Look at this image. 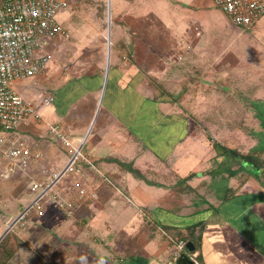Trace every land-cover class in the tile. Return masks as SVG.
<instances>
[{"label":"rangeland","instance_id":"1","mask_svg":"<svg viewBox=\"0 0 264 264\" xmlns=\"http://www.w3.org/2000/svg\"><path fill=\"white\" fill-rule=\"evenodd\" d=\"M67 2V6L58 12L57 19L68 30V37L49 39L44 51L49 54L50 61L43 71L13 85L23 98L33 102L40 110L41 116L58 123L70 122L75 131L80 129L79 133L84 139L82 148L84 154L93 157L116 155V148L120 151L121 148L123 150L125 148L122 145L108 146L107 140L104 139L105 133L99 138L105 117L104 107H101L98 117L92 123L99 93L92 95L87 90L82 92L80 87L70 93L65 101L60 98L62 95L58 96L59 88L66 85L69 80H78L81 76L105 75L108 41L109 58L111 56L108 69L118 68V72L121 73V75L118 73L119 76H132L137 70L143 71L146 76L143 89L146 92L153 90V94L159 97L162 91L169 93V96H165L170 99V104L167 106H180L182 111L189 108L193 117L191 124H196L194 130L200 132V137L204 138L213 151L220 152L222 146L235 150L245 147L243 154H246L250 149L264 146L259 142L261 139L264 140V133L259 134L258 127L251 128L254 120L261 119L260 116L257 118L258 112L255 114L245 112L247 109L244 105L249 102L244 98L240 101L233 95L235 91H240L243 97L252 94L247 90L249 84L246 76H264L262 37L248 34V30L232 23L211 0H112V28L111 37L108 39L107 0H67ZM193 20L198 24L197 34L194 33ZM183 42L190 45V52L184 55L180 62H176L175 59L178 60L176 50ZM170 76L185 77L173 86L170 85ZM208 76L212 79L208 80L207 85L199 80L200 77ZM216 76H220L222 80H215ZM238 76H242L241 80ZM187 85L189 88L186 87ZM232 87L235 91L234 89L232 91ZM48 94L54 99L45 105L42 100ZM257 95L261 96V94ZM183 99L188 103L185 104ZM175 101L180 104L178 102V105L173 104ZM257 101L259 100L254 99V102ZM63 105L68 108L64 115L57 112ZM250 110H253V107ZM217 123L221 126L214 127L218 125ZM2 133L1 131L0 134ZM30 137L34 140L43 138L39 135L34 136L37 137L36 139L31 135ZM97 140L100 142L103 140L105 144H96ZM59 153L60 157L64 158L62 151ZM134 155L135 153L132 152L123 155L126 157L123 159L125 162L118 160L114 164L118 169L117 173H110V170L105 173L113 176L112 174H120V170L127 171L134 179L140 178L144 183L148 178L156 179L157 176L154 175L146 177L144 169L147 168L149 173L153 170L147 162L140 161L134 165L135 160L130 161V158L134 159ZM260 158L264 159V152L260 154ZM5 162L0 151V235L36 196V192L30 191L31 177L27 173L28 170L17 166L9 177H4L2 167ZM129 165L132 167L129 168ZM135 166H139L140 169ZM180 166L183 168L184 164ZM159 169H155L156 173L162 174L163 172H158ZM111 178V184L100 183L102 186L99 187L111 188L109 197L113 200L127 199L124 195L119 196L113 186L124 193L128 192V177ZM65 181L69 182L67 178ZM176 187L185 189L183 182L177 183ZM6 202L20 204L19 209L22 210L16 214L15 204L9 207L4 205ZM135 202L138 204L137 201ZM91 203L93 201L80 206L71 216L72 225L67 227L65 236L63 235L64 241L60 237L62 234L59 230L61 219L64 217L60 211L48 203H42L40 209L30 211L23 220L19 221L20 226L13 228L1 241L2 248L7 246L15 251L8 264H44L41 259L44 254L49 260L57 258L62 252L72 254V245L85 243L84 231L87 232L90 225L81 218L86 216V220L89 221V216L87 213L80 214V210L87 208L89 210L90 206L94 205ZM39 210L42 214L38 213ZM150 210V207H142L139 211L143 215ZM29 221L34 225L27 229L31 225L28 224ZM31 229L33 234L28 233ZM77 231L83 233L77 235ZM27 234L29 237L25 239ZM105 246L108 245H104L103 248H106ZM114 256L117 257L115 254ZM63 257L66 259L63 258L62 264H71L70 257Z\"/></svg>","mask_w":264,"mask_h":264},{"label":"crops","instance_id":"2","mask_svg":"<svg viewBox=\"0 0 264 264\" xmlns=\"http://www.w3.org/2000/svg\"><path fill=\"white\" fill-rule=\"evenodd\" d=\"M192 24L198 25L196 20H193ZM111 28L112 24L109 37H111ZM246 30L248 34L262 37L261 47L264 49V15L254 26ZM189 50L184 55L188 54ZM175 61L180 62L176 59ZM118 73L116 67L108 69L104 90L105 76H97V74L79 76L78 80H69L66 85L59 88L58 96L62 95L60 98L65 101L70 93L80 87L82 92L87 90L92 95L99 93L93 115L95 121L101 107H104L105 117L99 138L105 133L104 139L107 140L108 146L122 145L125 148L124 150L121 148L120 151L114 147L116 155L93 157L86 154L98 170L92 173V178L100 182L103 177H107L112 183L113 176L119 179L127 176L128 192H122L113 184L119 196L124 195L127 199L113 200L109 197L111 188L99 187V199L91 203L94 205L90 206L89 210L88 208L80 210V214L87 213L89 216V221L86 220V216L81 218L83 222L87 221L90 225L87 232L84 231L85 243L72 245L69 242L73 246L72 254L62 252L55 259L49 260L46 254L41 258L38 254L44 264H55L57 261L62 264L65 258L63 256L70 257L71 264H176L175 259L178 256L175 257V240L179 236L187 238L188 232L185 227L191 224H196L195 242L192 244L194 250L192 252L182 250L180 253H186L195 264H264V170L262 174L259 172V178L248 171H238L233 176L229 175V170H235L238 166L231 162V157L223 153L222 147L225 146L221 147L220 152L213 151L204 138L200 137V132L194 130L196 124H191L193 117L190 115L189 108L182 111L180 106H167L170 104V99L165 96H169V93L162 91L159 97L153 94V90L146 92L143 89L146 76L141 70H137L132 76H119L121 73L119 75ZM182 77L185 76H170V85L174 86ZM241 77L238 76V79L241 80ZM246 77L249 84L247 90L252 94L243 97L240 91L236 92L232 87V91L233 89L235 91L233 95L240 101L244 98L249 102L244 105L247 109L245 112L250 114L258 112L257 118L260 116L261 119L254 120L251 128L258 127V133L263 135L264 76ZM206 78L200 77L199 80L207 85L208 80L212 78L211 76ZM214 79L222 80L220 76ZM186 87L189 88L188 85ZM101 91H103L102 94ZM251 95L252 98H250ZM100 98L101 103L98 107ZM254 99L259 101L254 102ZM182 101L185 104L188 103L186 99ZM177 102L173 104H180ZM252 107L253 110H250ZM59 110L57 112L64 115L68 108L63 105L59 107ZM181 111L183 114L180 113ZM51 124L69 125L73 142L77 138H82L79 133L81 130L75 131L70 122L58 123L43 116L37 124L22 128L23 132L33 137L37 135L43 137L42 139L34 137L40 144L42 158L27 171L31 177H40L39 170L49 169L52 166L60 168L67 161L66 151L54 140L47 138V127ZM220 126V124L214 125V127ZM100 140H97L96 144L104 145L105 142ZM259 142L264 144L262 139ZM244 149L245 147L237 148L236 151H241L239 153L243 154ZM259 149H264V146L247 152ZM61 151L64 158L59 155ZM131 152L135 155L134 159L130 158V161L135 160L134 165L140 161L147 162L153 170L149 173L147 168H143L146 177L154 175L157 176L156 179L148 178L144 183L140 181V178L134 179L127 171L120 170V174H112L113 176L105 173L109 170L110 173H117L118 169L114 164L118 160L123 162L126 158L123 155ZM182 164H184L183 168L180 166ZM135 167L140 169L139 166ZM155 169L163 173L157 174ZM249 170L252 171V168ZM67 180L70 181L69 178ZM180 182H183L185 189L176 187ZM104 183L107 184L102 182V185ZM11 204H15L16 214L22 210L19 209L20 204L4 203L9 207ZM140 207H150L151 210L142 215L139 211ZM62 215L65 218L61 219L62 224L59 230L62 234L60 237L64 241V233L67 227L72 225V217H67L63 213ZM16 218L17 216L0 235L1 237L4 234L0 244L3 237L5 238L13 228L19 225V221L15 222ZM28 224L31 225L27 229L34 225L32 221ZM31 231L32 229L28 233L33 234ZM77 233L79 235L83 232L77 231ZM28 237L27 234L25 239ZM104 245L109 247L103 248ZM13 253H15L14 249H9L7 246L1 248L0 264H8Z\"/></svg>","mask_w":264,"mask_h":264},{"label":"built area","instance_id":"3","mask_svg":"<svg viewBox=\"0 0 264 264\" xmlns=\"http://www.w3.org/2000/svg\"><path fill=\"white\" fill-rule=\"evenodd\" d=\"M230 21L249 29L264 15V0H211ZM67 0H0V151L6 160L3 176L8 177L17 166L29 168L42 158L38 140L22 128L37 124L41 114L31 100L23 98L14 83L40 74L50 61L44 51L49 39L68 37V30L58 19V12L67 6ZM195 24V23H194ZM199 28L194 25V33ZM190 49L183 42L176 50L181 60ZM48 94L42 100L47 105L53 100ZM69 125L51 124L47 138L54 140L68 154L66 163L58 168L41 169L40 177H31L30 191L36 196L20 212L16 222L30 211L48 203L67 217L77 208L98 198L100 183H110L107 177L94 181L92 173L98 172L92 160L83 153L84 139L73 142ZM65 178L70 181L66 183ZM38 213L42 214L39 210ZM185 240H175V257L182 251ZM55 264H61L55 262Z\"/></svg>","mask_w":264,"mask_h":264},{"label":"trees","instance_id":"4","mask_svg":"<svg viewBox=\"0 0 264 264\" xmlns=\"http://www.w3.org/2000/svg\"><path fill=\"white\" fill-rule=\"evenodd\" d=\"M223 148V153L229 157L232 158V163L236 166H238L235 170H229V175H232L237 173L238 171H244V169H246V172L248 170V172L250 174H253L256 178H259V174L263 173L264 170V159L260 158V154L262 152H264V149H259V150H254V151H250L246 154H240L239 152H237L235 149L232 148H228V147H222ZM129 168H131L132 166H128ZM252 168V171L249 170V168ZM260 172V173H259ZM229 190L231 188H228ZM187 232H188V237L185 238L184 236H179L178 239H183L185 240V242L190 241L192 244L193 242H195V236H194V232H195V228H196V224H191L185 227ZM2 243L0 244V249L2 248ZM186 245V243H185ZM184 245L183 247V251L187 252V248Z\"/></svg>","mask_w":264,"mask_h":264},{"label":"water","instance_id":"5","mask_svg":"<svg viewBox=\"0 0 264 264\" xmlns=\"http://www.w3.org/2000/svg\"><path fill=\"white\" fill-rule=\"evenodd\" d=\"M110 26H111V12H110V0H107V31H108V39H109V33H110ZM109 49H110V43L108 41V57H107V65H106V69H105V77H104V83H103V90L105 88V84H106V79L108 76V66H109ZM103 93V91H102ZM101 103V98H100V102L98 104V107L100 106ZM95 118V116H94ZM94 118L92 123L94 122ZM91 123V124H92ZM89 132V131H88ZM87 132V134H88ZM86 134V135H87ZM16 222V221H15ZM9 229V228H8ZM7 229V230H8ZM4 235V234H3ZM2 235V236H3ZM2 236L0 237V239L2 238ZM186 248L188 251L192 252L194 250V246L192 245V243L190 241L186 242ZM175 263L176 264H195L186 253L182 252L178 255V257L175 259Z\"/></svg>","mask_w":264,"mask_h":264}]
</instances>
